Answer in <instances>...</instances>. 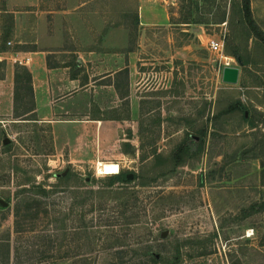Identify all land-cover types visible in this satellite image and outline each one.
Listing matches in <instances>:
<instances>
[{"label":"rangeland","instance_id":"rangeland-1","mask_svg":"<svg viewBox=\"0 0 264 264\" xmlns=\"http://www.w3.org/2000/svg\"><path fill=\"white\" fill-rule=\"evenodd\" d=\"M158 1L170 20L138 32L136 0H113L128 29L129 48L136 51L140 44L129 95L120 90L114 97L102 86L94 94L101 110L96 104L92 114L115 121L64 124V117H72L64 106L73 105L78 118L85 113L83 102H64V88L54 94L61 98L55 103L56 124L0 120V199L7 204L0 209V264H64V256L70 264L83 255L90 264H264L263 49L242 21L241 0ZM250 5L264 32V0ZM2 24L0 51L14 50L10 19ZM209 40L221 43L222 50L213 52ZM234 50L244 65L228 56ZM13 56L15 67H25L13 62L25 54ZM59 56L73 64L72 55ZM117 58L121 65L122 55ZM4 64L0 61V74ZM226 66L239 69L236 85L221 82ZM24 102L19 112L29 106L27 97ZM198 132H204L202 139ZM181 143L190 155L186 165L173 167L168 161ZM98 162L134 175L130 183L113 187L135 192L127 207L84 194L112 176L99 175ZM66 170L76 176L75 187H56ZM35 186L48 195L36 197ZM25 197L44 206L22 220L14 210ZM82 199L83 208L77 204ZM84 223L97 232L94 240L73 241V229Z\"/></svg>","mask_w":264,"mask_h":264},{"label":"crops","instance_id":"crops-1","mask_svg":"<svg viewBox=\"0 0 264 264\" xmlns=\"http://www.w3.org/2000/svg\"><path fill=\"white\" fill-rule=\"evenodd\" d=\"M162 7L158 0H136L133 18L138 32L170 20ZM127 10L120 14L125 17ZM116 12L119 9L113 0H0V32L4 29L3 20L9 18V35L15 46L14 50L0 51V61L5 62L0 74V120L14 114L15 66L11 60L13 53L19 52L29 58L25 68L31 75L32 114L38 122H59L54 115L58 108L55 103L61 98L64 102L73 98L83 102L80 106L85 112L78 118L73 105L68 109L64 106L65 115L72 116L64 117V124L115 121V117L104 119L99 112L93 115L90 109L98 105L96 109L101 110L100 99L94 95L99 92L97 87L112 89L114 97L120 90L128 96L137 73L133 59L135 52H140V44L136 51L129 48L128 29ZM59 55H64V59L72 55L73 64L61 61L63 56ZM63 88L64 97L56 98L55 92Z\"/></svg>","mask_w":264,"mask_h":264},{"label":"trees","instance_id":"trees-1","mask_svg":"<svg viewBox=\"0 0 264 264\" xmlns=\"http://www.w3.org/2000/svg\"><path fill=\"white\" fill-rule=\"evenodd\" d=\"M250 0H241V4H240V12L242 14V21L245 24V26L247 27V29L249 30V32L251 33V35L253 36V38L258 42L259 45H257L258 47L263 49L264 52V32L258 27V25L256 24V22L254 21L253 17H252V13H251V7H250ZM186 24L187 22H179V24ZM9 30L8 33H10V28H8ZM7 33V34H8ZM5 38L7 39L8 36L6 35ZM228 56L234 58L240 65H244V60L242 58V56L239 54V52L237 50L234 51H228L227 52ZM75 65H78V62L75 60ZM27 97L28 102L27 104L29 106L25 107L23 111L19 112L18 108L19 103H21V101H23L24 105V99ZM243 110V108L239 107L236 108V110ZM34 111V100H33V93H32V86H31V75L29 73V71L25 68V67H15V72H14V114H13V118L15 120H21L24 121L26 123L24 124H28L29 122L36 124L38 122V120L35 118V115L32 114V112ZM200 137V139L203 138L204 136V132H198L197 133ZM52 148V147H51ZM52 151V150H51ZM189 151L187 149V147L185 146L184 143L179 144V146L177 147L175 153L172 155L170 161H168V164L172 165L173 167H179V166H183L186 165V161L189 158ZM63 174V173H62ZM77 179L75 175H73L70 171H65L64 176H58L56 178V180L58 181L56 183V187H75L72 185V180ZM133 179H134V175H133ZM130 181L132 180H128L127 179V175H121L120 173H118L117 175H112L110 177H108L107 179H105V185H103L101 188L97 189V190H89L86 191L84 194H88V196H95V198H97L98 201L102 200V199H107V201H114V202H119L121 203V207H127L128 206V202L131 198H133L135 192L127 189V188H118V189H114V185L116 184H125V183H130ZM23 186L27 185L26 183L21 184ZM146 185V182L144 180V178L141 177L140 175V179H139V186L140 187H144ZM80 187L81 186H77ZM34 188H37L40 190V194L36 193V197H46L48 194L41 189L40 186H35ZM23 190H21L22 192L26 191L25 188H22ZM23 194V193H22ZM67 197L69 198H74L77 197V193L76 192H68L66 193ZM36 197H25L22 201H20L16 206H15V210H14V216L16 218H20V219H30L31 216H33L35 213H37L38 208L40 206H44V204L38 200V198ZM65 198V197H64ZM86 201H84V199H82L80 202H78L77 204L81 206V208H83L85 205ZM1 209V208H0ZM35 209V210H34ZM36 211V212H34ZM74 213L72 211H69L68 215L72 216ZM80 218L82 221H86L84 213H82L80 215ZM69 218L66 217L65 213H64V249H65V242H66V231H65V223L66 221H68ZM84 226H79L76 227L75 229H73L72 235L75 241L76 239H78V237H83L86 239H90L94 240L93 236L97 233L94 232L95 230L93 228H89L88 226L84 224H82ZM93 243V241H92ZM66 259L64 256V264H66ZM70 264H90V258H88L87 255H83L80 257H76L73 258V260H71Z\"/></svg>","mask_w":264,"mask_h":264},{"label":"water","instance_id":"water-1","mask_svg":"<svg viewBox=\"0 0 264 264\" xmlns=\"http://www.w3.org/2000/svg\"><path fill=\"white\" fill-rule=\"evenodd\" d=\"M238 78H239V69L238 68L228 67V66L223 68L222 75H221V82L223 84L236 85L238 82ZM7 143H8V140L5 139L4 144H7ZM64 174H65V171L63 172L62 176H64ZM127 179L132 180L133 175L128 174ZM6 206H7V204L2 199H0V208H4ZM166 235H167V232H163L160 236H161V238H165Z\"/></svg>","mask_w":264,"mask_h":264},{"label":"bare ground","instance_id":"bare-ground-1","mask_svg":"<svg viewBox=\"0 0 264 264\" xmlns=\"http://www.w3.org/2000/svg\"><path fill=\"white\" fill-rule=\"evenodd\" d=\"M97 172L99 175L109 176L119 172V166L115 163H97Z\"/></svg>","mask_w":264,"mask_h":264},{"label":"built area","instance_id":"built-area-1","mask_svg":"<svg viewBox=\"0 0 264 264\" xmlns=\"http://www.w3.org/2000/svg\"><path fill=\"white\" fill-rule=\"evenodd\" d=\"M8 45H10V43H8ZM208 45L213 52H220L222 50V44L216 40H209ZM13 62L17 63L20 66H25L26 64H28L29 58H15L13 59Z\"/></svg>","mask_w":264,"mask_h":264}]
</instances>
